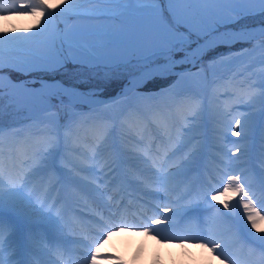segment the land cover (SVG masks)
Segmentation results:
<instances>
[{"label":"rangeland","instance_id":"obj_1","mask_svg":"<svg viewBox=\"0 0 264 264\" xmlns=\"http://www.w3.org/2000/svg\"><path fill=\"white\" fill-rule=\"evenodd\" d=\"M50 3L59 4L60 0H50ZM189 3L195 5L197 10L191 21L185 19L187 23L181 26V32L184 35H188L190 29L191 37L188 43L183 45L182 48H177L173 51L171 59H173L175 63L169 68L158 70L154 76L138 83L124 94H122L121 91L122 87L131 76L141 72V70L147 66L168 60L166 57H156L154 61H145L140 58L143 53L142 45L147 43V41L137 42L136 38L148 30L149 25L152 23V18L149 14L136 10L137 5L135 4V0H133L129 10L115 21L67 19L61 17H57L54 21L49 32L56 29L57 26L61 34L66 29H72L78 36H83L80 42L86 40L90 43L103 44L104 46L98 48L96 53H94V55L98 56L97 59H92L90 57L81 60L68 59L63 61V67L55 71L41 62H37L34 66L29 67H16L10 62V60L25 58L33 60L38 56H42L46 51V42L49 40L48 33L33 37L31 43L25 46L30 49L33 55L27 56L25 53H14L11 58H5L3 65H0V67H3V73H7L11 76L13 75L18 78L17 80L24 79L30 81L34 85L40 84L43 81L59 80L69 86L79 88L93 98L100 99L99 101L102 100L98 95L100 94L97 92L98 90L109 91L117 86L120 87V90L115 94L116 96L108 98L106 102L96 104L77 100L73 101L68 96H61V101L59 102L55 96L46 94H43L46 95L44 99L39 98L40 96L30 99V96L25 97L17 94L11 89L0 87V145L3 146L4 149H7L9 145H14L19 141V138H17L19 135L22 136L24 143L35 146L38 145L42 148L40 151L44 153L40 163L31 167L28 171V173L32 175V178H30L31 180L29 182L23 181L24 193L25 195L30 194L32 205L36 206V204H41L43 200L42 197H45L42 187L46 179L51 175L47 170L50 156H56L57 152L63 149L65 151L64 155L66 159L64 160H66V162L68 161V163H71L73 160L79 162L77 155L69 153L66 150L67 148L71 149L72 144L79 146V142L72 143L73 133L71 129L74 122L79 119L82 114L86 115L87 112L96 113L97 117L101 115L105 119L109 118L113 121L112 123L108 121L107 125L104 127L99 126L98 131L102 132L107 131V129L109 130L110 126H114L117 116L122 117L132 108L138 109L142 116L151 110L155 113H160L162 110L168 114L171 113L172 110L184 113L186 124L181 123L180 125L182 134L187 136L189 142L194 140L198 143L200 147L199 152H208L209 154H211V151L216 150L204 145L205 137L209 138L211 146L213 142H216L217 138L219 140L229 141V139L238 137V135L232 134L233 130H235L239 134H244L242 140H240L237 145L240 149L237 151L238 147H230L228 144H226L227 147L222 145L228 148V151L221 154L215 153L214 158L234 162L233 164L237 166V172L234 173L236 175H240L241 172L246 170L245 167L248 156L253 155L255 147L259 145V143L261 145L264 144V97L260 95L261 92H264V88L260 87V85L264 83V50L260 46L264 44V35L244 41L225 43V48L221 47L220 42L217 44L215 43V45L213 44L205 48L200 57L194 60L186 61V59H183V56L188 50L196 47L197 43L202 41L206 36L207 28L205 21H212L213 12L225 7H251L254 9V11L242 13L235 22H225L222 24L220 26V32L259 25V23L264 20V14L259 11L260 6L258 3L250 4L245 2V0H237L236 3L229 4L218 2V0H190ZM161 7L165 10V14L168 15L167 10L169 9V4L167 0H164ZM32 24L33 17L9 15L7 20H5L0 16V29L7 28L9 31L13 29L20 30L15 33L18 35H25L23 30L28 28H31L33 32L36 31V29L32 27ZM101 25H107L111 30H115L122 34V38L127 42H108L109 38L107 37L102 38L101 36L90 34ZM155 78H163V81H155ZM139 86L140 88H153L152 90L156 93L155 95L143 96L138 92ZM243 88H245L246 91H242ZM250 92H255L257 95L249 99L248 93ZM189 97L194 98L195 103H193L191 107L185 108L184 101L189 100ZM234 112L238 113L231 116ZM236 119L241 120V125L237 128H235ZM153 132L157 136L161 135L160 131ZM171 133L170 138L172 140L175 130L172 129ZM5 135L7 139H5ZM84 139L85 138H83V140ZM179 139V137L176 138L174 142L172 141L170 144L181 150L180 156L176 158L178 162L176 168H178L177 172L180 177L178 178V182L171 187L173 193L177 192L183 183H186V185L188 183L191 188L192 186H196L192 178L193 174H191L188 181L185 177L189 175L194 165H196L201 158V153H195V155L192 151L189 152L190 149L185 153L184 149L180 148L178 145ZM137 141L142 142V138L139 137L127 142L128 144L124 146L125 149H130ZM110 146L111 145H108L106 148ZM252 146L253 151L251 153L249 150H251ZM219 148L221 147L219 146ZM28 150L24 149L25 153H28ZM191 150H193V148ZM5 152L8 153L7 150ZM139 152L140 151H137V153ZM170 153L171 149L169 153L166 154ZM253 158L256 159L257 157L253 155ZM61 160V163H63V159ZM263 163L264 161H262V164L258 163L262 169H264ZM233 164H231V166ZM60 166H62V164H60ZM84 166L88 167L99 181H102V186H107L115 181V176H112L111 172L107 171L109 168L108 166H106V168H101L95 164H85ZM226 167L229 166L226 165ZM64 168L67 174L75 176L72 167ZM55 177V180H57L56 175ZM60 178L61 176H59L58 180H60ZM242 178L251 187H260L261 185V183L255 181V179L250 181L247 177ZM2 183H5L2 188L7 191L11 184H20L21 180L18 178L17 174H13L12 176L4 174ZM95 187L99 190L101 189L98 183ZM194 187L193 189L196 193L191 200H195L197 202V208L200 209L195 219L200 218L205 224L214 222V227L220 226L223 229H231L233 230V234L237 235L238 230L236 229L237 225L234 224L233 221V214H227L223 217L221 212V215L219 214L218 216V213L212 210L208 215L206 214V216L202 213V209L205 208L207 203L213 201L211 199L213 195H215L216 198L219 196V200L221 201L226 199L225 195L218 194V192L223 191L222 187L217 186L215 180L207 181V179L199 186H196V188ZM209 187L214 188L209 191ZM250 191L254 192V189L250 188ZM162 192H165V190L163 189L158 194ZM227 194L233 195L231 191ZM47 199V209L40 210L37 219L44 220V217H52L57 219L58 223L61 225L62 222L58 217L62 213V210L57 209L51 196H48ZM107 199L108 197L105 191L100 190L99 194L95 196L88 194L87 200L91 203L88 208H90V210L96 208L98 213L103 214L105 208L112 207V204L106 203ZM261 199H264V196H262ZM232 201L235 205V207H232V211H234V214L241 216L243 212L239 203L237 206L236 195H233ZM221 210L223 211L224 209L221 208L220 211ZM261 215H264V210H261ZM240 219H242V217H240ZM33 221L35 220H25L26 223ZM23 222L22 220V223ZM149 223H151V221ZM129 224L133 225V223ZM134 225H138L139 227L131 228L132 231L128 234V237L131 238L130 241H132L133 238L144 242L148 241L151 236L156 240L162 241L163 237L165 238L166 236L165 232L161 229L158 230L154 226H151L149 234L145 235L143 227L139 223ZM240 226L247 227L248 225L242 220ZM197 227L199 228V226H195L194 229V231L197 232V236L207 237L206 232L209 226H204L202 231V228H199L200 230L198 231ZM15 228L16 227H13L11 230L14 231ZM157 233H160L161 236ZM68 237L71 238L72 235L70 234ZM84 240L88 241V239ZM195 241L196 240H194V242ZM96 243H91V246L95 247ZM133 243L136 244L135 241ZM176 245L179 246L181 243ZM128 248L129 247L124 243H115L111 246L109 245L108 249L117 253L119 258L123 260L126 254L131 255V252H127ZM140 249L142 250L143 248ZM170 249L171 246L167 245L161 252L165 253L166 251H170ZM177 249L183 251L181 246ZM181 251L179 256L185 254H182ZM98 256L103 258L107 257L102 254H98ZM140 256H142V264H144L146 259H144L145 255L143 250ZM179 260L181 259L179 258ZM89 261L90 255L87 254V249H84V252L78 256V261L70 264H89ZM164 262L165 259H161V262H157V264H164Z\"/></svg>","mask_w":264,"mask_h":264},{"label":"snow or ice","instance_id":"obj_2","mask_svg":"<svg viewBox=\"0 0 264 264\" xmlns=\"http://www.w3.org/2000/svg\"><path fill=\"white\" fill-rule=\"evenodd\" d=\"M164 0H135L137 5L136 10L149 14L152 18V23L149 28L141 36L137 37V42L147 41L143 44V53L141 59L145 61H154L156 57H166L171 59L172 53L177 48H182L187 44L191 37V30L189 29L188 35H184L181 32V26L186 24L184 13L182 10L175 7V5L182 2V0H167L169 4L168 15L165 14V10L161 7ZM184 2H190V0H184ZM226 4L236 3L237 0H218ZM250 4H259V11L264 14V0H245ZM133 0H60L59 4L50 3V0H0V16L5 20L9 15L16 16H29L33 17L32 27L36 31H32L31 28L24 29L25 35L15 34L20 30L13 29L9 31L7 28L0 29V65H3L6 57L11 58L14 53H25L27 56L33 55L30 49L26 48L29 45L33 37L48 33L49 40L46 42V51L42 56H38L33 60L17 59L10 60V62L16 67H29L34 66L37 62L45 64L48 68L55 71L58 68L63 67V61L81 60L86 57L97 59L98 56L94 55L97 49L103 47V44L90 43L88 41L80 42L83 36H78L74 30L66 29L62 34L59 32L58 26L53 31L49 32L52 28L54 21L57 17L67 19H87L95 21H115L122 17L131 7ZM254 11L253 8H237V7H225L216 12H213V19L211 22L205 21L207 28L206 35L213 33H219L216 39L227 42L234 39L237 35H243V33H229L220 32V26L225 22H235L242 13ZM94 36H101L109 38L108 42L116 41L119 43H126L127 41L122 38V34L111 30L107 25L98 26L97 30L90 33ZM202 47V46H201ZM201 51V48H197L196 52ZM195 55V52L193 53ZM3 73V67H0V74ZM146 74H141L140 79H144ZM13 87L27 88V85H13ZM264 88V83L260 85ZM65 93L69 95L85 96L84 93H72L69 89H64ZM257 94L255 92L248 93V98L252 99ZM260 95L264 97V92ZM236 127L241 125V120H235ZM233 135H239L235 130ZM178 150V149H177ZM148 153H145L147 155ZM93 157H95V149L93 150ZM151 159V157H149ZM153 166H157V161L153 160ZM159 171V169H158ZM168 173L165 171L164 178H167ZM227 182L221 180L222 192H218L219 195L232 192L239 197V206L244 209V215L247 218L251 228L254 229L260 235L252 236L251 232L245 228L248 236L253 241L259 242L261 248H264V228L258 227L259 222L264 221V215H261V211L257 210V206L264 210V199L256 197L254 192L250 191V185H248L242 176L236 174H226ZM24 178H21L20 184H11L7 191L0 188V233H2L3 225L6 216L9 218L26 219L31 220L33 216L37 215L36 210L33 208L30 194L25 195ZM95 183V181H93ZM98 188V185H97ZM212 200L216 199V196L211 197ZM223 204L224 209H230L235 205H230L227 199L220 201ZM43 207V204H41ZM165 212L169 209L165 208ZM180 210L177 209L178 213ZM220 210L217 209V212ZM48 225L55 228L56 220L52 217H44ZM101 221L104 222L100 232L99 242L95 247H90V261L89 264H96L98 260L100 248L103 242L112 235V231H108V228H113L116 231L120 230L122 225L125 228L139 227L138 225H131L127 223L126 218H121L119 224H111L105 221V217L101 214ZM151 219V225L161 223L154 217ZM168 217L164 218L165 222H168ZM151 225L145 223L142 225L145 235L149 234ZM158 231V230H157ZM197 241H203L198 244L199 248L204 250L208 259L201 261V264H212V258L221 260V264H225V261L229 259L226 255L227 243L224 239L220 238L218 234L210 230L207 237H190ZM181 247H184L183 242ZM3 250V240L0 239V251ZM189 255H191L189 253ZM223 257V259H221ZM0 264L3 261L0 260Z\"/></svg>","mask_w":264,"mask_h":264},{"label":"bare ground","instance_id":"obj_3","mask_svg":"<svg viewBox=\"0 0 264 264\" xmlns=\"http://www.w3.org/2000/svg\"><path fill=\"white\" fill-rule=\"evenodd\" d=\"M226 32L243 33V35H237L234 39L228 40V41H235L236 39H239V38H251V37L262 35L264 32V26L261 25V26L252 27L250 29H244V30H240V31H226ZM218 35H219V33L215 34L214 36H212L211 38H209L208 40H206L204 42H200L201 45H198L197 47L186 52V54L183 56V58L186 60H194L196 58H199L201 55L200 53L203 52L204 43H207V42L210 43L212 41L219 40V39H216V37ZM197 48H201V51L196 52ZM194 52H195V55H193ZM170 63L171 62H169V64ZM155 70L156 69L151 70V71L140 72L136 77H134L130 81L129 84H127L125 86V89H128L129 87L133 86L138 80H140L139 77L141 74H146V76H147L149 74H153L154 72H156ZM9 82H11V80L8 77L5 78V77L0 76V84H6ZM17 85H27L26 89L22 88V87H18V89L22 93H27V92L28 93H30V92L37 93L39 91H50L51 93H57L59 95L60 94L68 95L72 99L86 100L85 96L69 95V94L65 93L64 89H69L72 93H80V92L77 89H70L69 87H64V85L57 83V82H46V83H42L38 86H33V85H28L25 81H20L17 83ZM242 91H246L245 88H243ZM177 102H179V101H177ZM189 103H191L190 100L184 101V104H186V105ZM236 113H238V112H234L233 115H231V114L230 115L234 116ZM227 117H229V116H227ZM139 118H140L139 113H137L135 110H128L127 114H125L123 117L119 118L121 120L117 121L116 124H117V126H119V128L125 126V124H128L129 126L130 125L133 126V124ZM94 121H96V117L91 112L86 114V117L81 120V123H80L81 129L78 130L75 127L73 128V130L75 132L73 134V141H79L82 139V137H86V136L89 137L90 133H93L92 127L94 125L93 124ZM175 127H176V129L180 128V127H178V124H175ZM235 128H237V127H235ZM133 131L137 135L140 134L146 139L145 143L143 145L137 146L141 150H147V148L149 146H151V144H153L155 147H157V150L159 151L158 155L160 157H162L164 150L169 146V140L167 139L168 126L163 127V134L165 135V137L154 138L153 135L150 134V133H152V130L146 132V131L141 130V129H134L133 128ZM243 136H244V134L241 133L238 135V137L233 138V139H229V141H225V140H221V139L219 140L217 138L216 142L215 143L213 142V144L210 147H211V149L216 150L217 152H219V154H221V153L228 151L225 148V147H227L226 144H228L230 147L231 146L238 147L237 145L240 142V140H242ZM178 137L180 138L178 145L180 146V148L184 149L185 153H187L189 149H190L189 151H193V153H195V152L199 153L200 147H199L198 143L194 140L192 142L190 141L191 142L190 143L187 136L185 134H182V132H180L179 129H177V132L175 133L173 140L178 138ZM222 145H225V147H223ZM91 146L92 145L85 144V147L89 150H92L94 148V146H92V147ZM219 146L221 148H219ZM192 148H193V150H191ZM22 149H26V148H21V149L19 148L18 150L15 149V150H17L16 161L13 162V164H12L11 172H16V170H18L19 179L21 180V178L23 177L24 178L23 181H27L31 178V174L28 173L29 169L31 167L35 166L37 163H39V159L36 155L21 153L20 151ZM28 149H32V148H28ZM239 149L240 148L238 147L237 151ZM95 152H96L95 157H93V153L91 152L90 156H86V157L82 158V160L87 161L89 163H99L100 161H104V162L108 163V162H111L113 159H116L118 153L122 154V149L120 148V151L117 150V152L109 150L106 154L101 155V156H99V154H98V152H100V151H95ZM128 152L133 153L132 150L128 151ZM128 152H126V153H128ZM212 153H214V151H211V154H209V158H212ZM253 154L255 155V157H257L256 158L257 161L259 163H262V161H264V155H263L264 154V144L261 145L259 143V145L256 146ZM1 159L6 161L5 158H3V157L0 158V160ZM75 171H77L79 173H84V171H82V169L80 168V166L78 164H75ZM11 172H9L7 169L4 168L3 172H0V175L4 176V173L9 174ZM167 173H168V175H167L168 179H172L174 177L173 172L171 173L169 171ZM136 174L141 177L143 182H141L140 185H138V183H136L139 186V189L137 187H135L134 185H131V184L126 182L125 188H127L130 193H132L133 189L136 188L139 193H142L143 195L146 194L145 196H148V195H150L149 194L150 189L147 187V185L148 186H159V183L150 182V179H148V178L146 179V177L142 176L138 171ZM163 176H164V174H163ZM146 180H149V181H146ZM221 180H222V178L218 179V181H219V182H217L218 185H221ZM223 181L226 182L227 177H223ZM148 182H150V184H148ZM4 184L5 183H2V179L0 178V188H2L4 186ZM50 184H51V182L48 181L46 184V187H48ZM261 184H262V186L259 189H257V192L254 191V193L256 194V197L259 199H261V196H263V193H264V187H263L264 182ZM118 185H120V184H118ZM115 189H117V184H114V186H113V190H115ZM130 193L123 191L121 199L123 200V204H125V206L128 203L132 204V205L128 204V206H126V207L131 208V210H132L131 214L138 215L139 213H143V214L145 213L148 217H150L154 214V212L151 209H149L146 206V204H144V201L142 202L141 200L140 201L137 200V198L132 197V194H130ZM177 198L183 199L182 193ZM226 198H227L228 202L230 203V205H233L232 196L228 197V195H227ZM237 200L239 201V198H237ZM77 201L79 203H83V205L86 204L84 201V198H82V197L79 198ZM220 201L221 200H219V197H217L213 201L215 203V204H213V206H214L213 211H215L218 214H219V212H217V209H219V210L221 208L224 209L223 204L220 203ZM42 204H43V207H45L47 205V203L45 201ZM37 207L35 205H33V208L36 210V212H37ZM40 207H41V205H40ZM43 207H41V208H43ZM241 209L243 212V218L245 219L244 221L247 224H249L246 216L244 215V209L242 207H241ZM176 210L177 209L169 210L165 214V216H167L169 218L168 222L163 221V223H159L156 226L162 225L165 228H170V227L177 225L179 222L183 221L185 219V217L182 216L180 214V212L177 213ZM208 210H212V207L208 208ZM257 210L259 211L258 207H257ZM224 211L227 214H233V211H231V208L227 209V210L224 209ZM37 217H39L38 212H37V215L33 216L31 220H37ZM110 218H112L113 222H115V223H117L116 221H118V222L121 221V219L115 218V216L114 217L110 216ZM235 219L238 220L239 222L241 221V219L238 216H235ZM24 220H26V219H24ZM31 220H26V221H31ZM34 222L32 224L36 223V222L35 223ZM68 223H69V226H68L69 231H73V232L78 231L81 234L85 233L84 232L85 229L78 223L77 218L75 216L69 217ZM164 223H167V225H164ZM169 223H173L174 225L169 226ZM20 225H22V223L20 222V219L9 218L6 216L5 221H4V225H3V230H2V231H4V234L1 237L3 240V246H7V251L9 254L12 253L11 254L12 260L14 259V257H17V254L14 251L13 242L12 243L10 242V239L13 237V231L11 229L13 227L18 228V226H20ZM90 227H91V225H90ZM202 227H203V225H202ZM258 227L264 228V221L259 222ZM32 229H34V228L32 227ZM210 230L212 232L218 234V236L220 238L224 239V241L227 243L226 252H230V254L232 252H235V254L241 253V251H243L244 253L248 252V250H249L248 245L247 244L244 245L242 243L243 240L239 241L238 238H236L232 234L231 230H224V229L222 230V229H219L218 227H216L215 229H209L207 232V235L209 234ZM10 231H11V235H8L10 233ZM248 231H253L252 233H256L257 235H260V233H257L254 229L248 230ZM20 233H22V237L24 239H28L29 234L26 235V231H24L22 229ZM31 233L36 234L33 230ZM129 233H130V230L126 229V228H120L119 231L114 232V236L108 237V239L105 242H103V245L100 248L99 254H101V253H104V254L112 253V251L107 248L108 242H111V244H113V243L114 244L115 243H119V244L125 243L126 241L131 239V238H127ZM18 236L20 237V235H18ZM63 240H66V239L63 238L62 241ZM135 242H136V244L129 247L127 250L128 253L131 252V255L126 254V262L128 264H141L143 262V260L141 259L140 255H139V250L137 248H134V247L143 248L144 253H145L144 259H146L144 264H157V262H161V259H165L164 264H183L184 262H186V264H188L189 262H190V264H201V261H206L208 259V255L204 250L199 249V248H193L194 247L193 245L190 246V244L187 243V239H185L184 247H186V250H189L192 252V254L191 255L188 254V256H187V254H185L184 256H179L180 250L177 249L176 246H174V244L167 243V242L163 243V242H160V241H158L152 237L149 238L148 241L142 242V241L136 240ZM44 243L47 244L51 248L50 250H52L55 253V255H57L58 257H62L67 262H75L76 261V258H77L76 254L77 253H75V256H73V253H72L73 251L68 250L65 254V249L58 246L57 241H53L51 238H47V239H44ZM167 245L171 246L173 248L170 249V251H166V253H162L161 251H163V249ZM30 247H32V244H30ZM31 251L39 252L35 248H33ZM0 253H3V252H0ZM256 254H257L256 251L250 252L249 255L253 256V257L250 260H242L241 264H263L264 261H262V259L260 260V258H257V260H256V258H255ZM239 257H240V255H239ZM179 258H181V260H179ZM18 259H20V256ZM221 259H223V257ZM36 260L39 264H56V262H52L55 260L48 261L46 257L36 258ZM114 261H116V260L115 259H108V258H106V259L105 258L104 259L98 258V260L96 261V264H105V263H110V262L113 263ZM212 263H214V264L220 263L221 264V260L215 259L213 257ZM32 264H34V263H32ZM225 264H229L228 260L225 261Z\"/></svg>","mask_w":264,"mask_h":264}]
</instances>
